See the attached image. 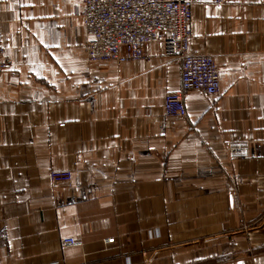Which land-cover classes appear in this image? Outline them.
<instances>
[{
	"label": "crops",
	"instance_id": "crops-1",
	"mask_svg": "<svg viewBox=\"0 0 264 264\" xmlns=\"http://www.w3.org/2000/svg\"><path fill=\"white\" fill-rule=\"evenodd\" d=\"M83 7L0 0V264H264V0H195L221 93L189 92L186 118L164 112L179 60L90 62Z\"/></svg>",
	"mask_w": 264,
	"mask_h": 264
},
{
	"label": "built area",
	"instance_id": "built-area-1",
	"mask_svg": "<svg viewBox=\"0 0 264 264\" xmlns=\"http://www.w3.org/2000/svg\"><path fill=\"white\" fill-rule=\"evenodd\" d=\"M195 0H83L78 11L88 34L86 55L90 62L126 61L151 56L145 47L160 43L168 57H176L181 64V85L178 90L165 95L164 112L168 117L186 118V95L199 91L206 95L221 93L220 70L213 55L191 51L192 7ZM225 0H216L222 4ZM10 65L6 56L0 28V73ZM230 158L251 156L249 141L235 138L225 143ZM73 173L70 169H52L50 181L53 187L69 184ZM234 193V197H235ZM112 239H108V241ZM64 247L80 245L74 237L62 240ZM50 264H61L53 261Z\"/></svg>",
	"mask_w": 264,
	"mask_h": 264
}]
</instances>
